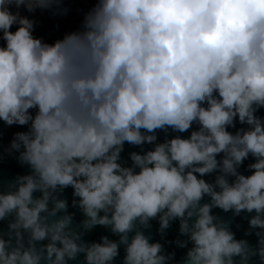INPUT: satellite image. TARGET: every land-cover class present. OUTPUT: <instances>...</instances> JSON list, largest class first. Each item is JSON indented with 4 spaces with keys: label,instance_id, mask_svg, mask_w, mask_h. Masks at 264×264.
I'll return each instance as SVG.
<instances>
[{
    "label": "clouds",
    "instance_id": "obj_1",
    "mask_svg": "<svg viewBox=\"0 0 264 264\" xmlns=\"http://www.w3.org/2000/svg\"><path fill=\"white\" fill-rule=\"evenodd\" d=\"M9 163L0 264H264V0H0Z\"/></svg>",
    "mask_w": 264,
    "mask_h": 264
},
{
    "label": "water",
    "instance_id": "obj_2",
    "mask_svg": "<svg viewBox=\"0 0 264 264\" xmlns=\"http://www.w3.org/2000/svg\"><path fill=\"white\" fill-rule=\"evenodd\" d=\"M49 24H50V22L47 21V19L45 18V28L38 29L37 30V34H41V35L44 34L45 30H46V28H47V26ZM54 35H59V33H55ZM13 130H16V129H13ZM184 135H187V134H184ZM5 139H7V137H5ZM145 147L147 148V147H150V146L146 145ZM132 150L139 151V149H134V148L128 146L127 144L125 145V151H124V153H122V156L124 157L125 161H127V153L129 151H132ZM26 171H27L26 168H19L14 163H9V164L5 165L2 169H0V179L10 178L11 176H13L16 173L23 174ZM71 191H72L71 188H69V189H66L65 193H64V195L69 198V202L71 200ZM35 195H39V193H36ZM69 211H74V209H72L70 207ZM213 211L215 213L221 215L223 218H228L230 216V213L229 214H225V213L220 212V210H218V209H215ZM80 219H82V216L77 212L76 220L79 221ZM236 222L242 223L244 227H247L246 222L240 221L239 218H236ZM5 226L6 225H5L4 222H0V229H3ZM157 228H158V223L156 221H152V228L149 231L151 232L152 237H153L154 240H159L160 239L159 235L156 233V229ZM233 230L236 231L234 226H233ZM146 234H147V232H146ZM177 234H178V222H174L172 227L168 230L167 238L170 239V240L171 239H175ZM101 235H109L110 239H117V237L112 236L111 233L107 229H105L103 227H100V226L95 227L91 232L87 233L86 236L84 237V239L88 240V241H97L98 242ZM236 236H237L238 239L239 238H244L243 237V231L242 230L241 231H236ZM248 239L252 243H255V237H248ZM169 250H173V249L169 248ZM184 251L185 250H180V249L176 250L178 259H179V257L181 255H183ZM120 253H121V257H122L123 256V247H121Z\"/></svg>",
    "mask_w": 264,
    "mask_h": 264
}]
</instances>
